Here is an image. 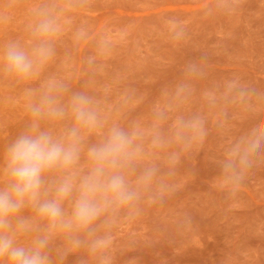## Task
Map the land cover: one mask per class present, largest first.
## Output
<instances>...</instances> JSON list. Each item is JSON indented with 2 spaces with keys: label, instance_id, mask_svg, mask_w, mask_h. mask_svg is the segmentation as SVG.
Segmentation results:
<instances>
[{
  "label": "rangeland",
  "instance_id": "1",
  "mask_svg": "<svg viewBox=\"0 0 264 264\" xmlns=\"http://www.w3.org/2000/svg\"><path fill=\"white\" fill-rule=\"evenodd\" d=\"M40 9L60 25L51 41L55 54L34 79L0 71V155L31 122L28 104L35 97L27 91L39 94L50 80L66 85L62 104L73 93L87 94L105 121L85 134L81 174L88 170L87 147L99 143L111 126L150 132L154 109L169 99L166 93L190 83L191 96L168 112L161 129L167 133L177 117L199 114L208 135L181 157L166 180L172 190L161 201L145 198L131 212L116 214L108 229L111 264H264V154L235 195L222 187L220 170L226 147L264 124V0H0V52L10 43L25 49L36 43L31 27ZM173 21L184 30L180 41L172 39ZM190 62L200 64L202 77L186 80ZM230 81L251 94L226 102ZM209 93L217 98L215 107L208 103ZM72 124L69 115L42 127L61 135ZM146 149L136 174L152 164L166 174V152L147 143ZM65 207L70 211L69 204ZM64 246L62 236L53 239L54 249ZM82 259L99 264L84 250L70 253L64 264Z\"/></svg>",
  "mask_w": 264,
  "mask_h": 264
},
{
  "label": "clouds",
  "instance_id": "2",
  "mask_svg": "<svg viewBox=\"0 0 264 264\" xmlns=\"http://www.w3.org/2000/svg\"><path fill=\"white\" fill-rule=\"evenodd\" d=\"M171 23L172 39L182 40L183 28ZM59 32L55 18L47 9H40L31 27L36 43L30 49L18 43L7 45L0 52V71L19 80L36 78L53 58L51 41ZM83 35L81 31L78 38ZM184 73L186 80L204 75L197 62L187 64ZM67 91L66 85L55 80L39 94L29 89L27 94L35 97L28 104L31 122L0 155V264H64L70 253L80 250L96 257L99 264H111L108 229L116 214L125 209L131 212L145 198L149 203L161 201L172 190L166 180L175 174L181 157L202 145L208 135L207 121L199 114L177 117L167 133L161 129L168 112L192 94L190 83L182 82L174 92L166 93L169 99L164 106L154 109L150 132L113 125L99 143L87 147L88 170L81 174L85 134L104 127L105 121L96 101L87 94L73 93L62 104L60 97ZM250 94V89L230 81L225 85L224 100H244ZM206 98L211 107L216 106L215 95L209 93ZM69 115L73 124L61 135L42 127L45 121H61ZM218 123L222 125L223 120ZM146 143L147 148L166 152V174L155 164L136 174L137 164L147 155ZM262 154L264 124L226 147L220 170L222 187L229 195H235ZM57 236L65 239L66 246L52 247ZM80 264L86 262L82 259Z\"/></svg>",
  "mask_w": 264,
  "mask_h": 264
}]
</instances>
